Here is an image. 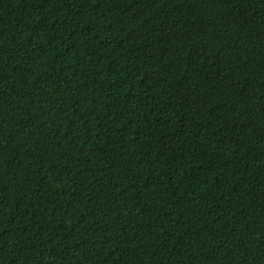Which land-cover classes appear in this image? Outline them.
Returning a JSON list of instances; mask_svg holds the SVG:
<instances>
[{"label":"trees","instance_id":"16d2710c","mask_svg":"<svg viewBox=\"0 0 264 264\" xmlns=\"http://www.w3.org/2000/svg\"><path fill=\"white\" fill-rule=\"evenodd\" d=\"M0 264H264V0H0Z\"/></svg>","mask_w":264,"mask_h":264}]
</instances>
